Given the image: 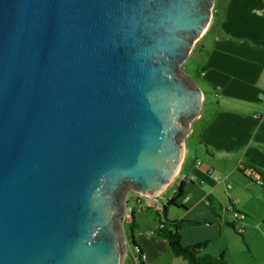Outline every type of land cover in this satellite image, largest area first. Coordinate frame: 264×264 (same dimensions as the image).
I'll return each mask as SVG.
<instances>
[{
    "label": "water",
    "instance_id": "1",
    "mask_svg": "<svg viewBox=\"0 0 264 264\" xmlns=\"http://www.w3.org/2000/svg\"><path fill=\"white\" fill-rule=\"evenodd\" d=\"M214 5L0 0V264H124L129 194L178 177L204 107L182 65Z\"/></svg>",
    "mask_w": 264,
    "mask_h": 264
},
{
    "label": "crops",
    "instance_id": "2",
    "mask_svg": "<svg viewBox=\"0 0 264 264\" xmlns=\"http://www.w3.org/2000/svg\"><path fill=\"white\" fill-rule=\"evenodd\" d=\"M201 39L208 108L192 123L197 141L191 150L186 142L178 177L160 195L173 201L167 218L211 221L184 229L183 244L207 241L204 253L226 264H264V185L257 183L264 180V0H215ZM150 231L137 235L145 264H186Z\"/></svg>",
    "mask_w": 264,
    "mask_h": 264
},
{
    "label": "trees",
    "instance_id": "3",
    "mask_svg": "<svg viewBox=\"0 0 264 264\" xmlns=\"http://www.w3.org/2000/svg\"><path fill=\"white\" fill-rule=\"evenodd\" d=\"M172 202L173 201H169L168 204H171ZM167 205L165 206L163 212L157 211L158 227L155 231V234L156 236L163 238L168 242V245L172 253L186 260L188 264H226L223 257H216L204 253V248L208 243L207 241H202L191 245H185L182 242V231L184 229L209 224L211 221L206 219L201 220L192 217H184L178 220L170 221L167 218V209H168ZM131 225H133L132 241L133 244L139 249V255L141 257L144 255V251L139 246L134 235L135 228L137 227V223L135 221V210H133ZM240 234L243 233L240 232ZM140 264H145V262L141 259Z\"/></svg>",
    "mask_w": 264,
    "mask_h": 264
},
{
    "label": "rangeland",
    "instance_id": "4",
    "mask_svg": "<svg viewBox=\"0 0 264 264\" xmlns=\"http://www.w3.org/2000/svg\"><path fill=\"white\" fill-rule=\"evenodd\" d=\"M202 41H203V39H201L195 45V48H194L192 54L190 55L189 59L182 65V69L186 73L190 74L196 80V82L199 84V86L201 88H204V83L201 80L200 70H199L200 65H201V56L202 55L200 52H198L200 47H201ZM205 92H206V95H205L204 107L206 109V108H208L210 95H209L207 90ZM196 141H197L196 135H193V136H190L187 138L186 142H187V146H188L189 150L192 149V145ZM128 197H129V206L135 210L137 227L135 228L134 235H135L136 240L138 242L137 235L140 233V231L145 230V231L150 233L151 229L152 230L157 229V227H158V216H157V214L158 213H157V210L155 208H147V207H143V205L137 204V199H136V195L134 192H131ZM169 208L171 209V211H177V209H178V207L174 206V205H169ZM173 218L174 217H172V215L168 216V219L170 221H174ZM132 226L133 225H131V223L125 224V229H126V232L128 234L129 249H130L131 255H128L126 257L124 264H134V260L139 256V249L133 244V241L131 239V237H132ZM177 259H179V261H183L184 263L188 264L187 261L184 260L183 258H177ZM163 261L168 263L167 260H163ZM159 262L160 261H158V260H154L153 264H159ZM151 263L152 262H150V261L146 262V264H151Z\"/></svg>",
    "mask_w": 264,
    "mask_h": 264
},
{
    "label": "built area",
    "instance_id": "5",
    "mask_svg": "<svg viewBox=\"0 0 264 264\" xmlns=\"http://www.w3.org/2000/svg\"><path fill=\"white\" fill-rule=\"evenodd\" d=\"M257 183L260 185H264V180L263 179H259L257 180ZM136 195V199H137V204L139 205H143V207H147V208H155L157 211L159 212H163L165 206L168 204L167 202L163 201V199L161 198V195H157V196H146V195H142V194H137ZM133 210L130 206H129V197H128V205H127V210L126 213L124 215V225L126 223H131L132 222V217H133ZM230 211H232V207H230ZM233 215L235 217V219L239 220V218L241 217L239 212H233ZM239 232L243 233V229H239ZM145 254L143 256L140 257V255L134 260L135 264H140V260L142 259L143 261L145 260Z\"/></svg>",
    "mask_w": 264,
    "mask_h": 264
}]
</instances>
